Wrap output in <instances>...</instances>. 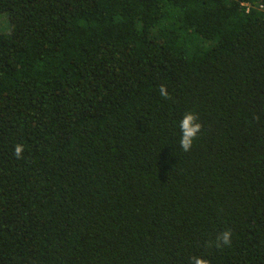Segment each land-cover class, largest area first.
<instances>
[{
	"label": "trees",
	"instance_id": "obj_1",
	"mask_svg": "<svg viewBox=\"0 0 264 264\" xmlns=\"http://www.w3.org/2000/svg\"><path fill=\"white\" fill-rule=\"evenodd\" d=\"M0 13V264H264V0Z\"/></svg>",
	"mask_w": 264,
	"mask_h": 264
},
{
	"label": "clouds",
	"instance_id": "obj_2",
	"mask_svg": "<svg viewBox=\"0 0 264 264\" xmlns=\"http://www.w3.org/2000/svg\"><path fill=\"white\" fill-rule=\"evenodd\" d=\"M159 95L165 99L169 98L166 85H160L158 89ZM179 128L181 132L180 147L183 151H190L194 141L197 139L198 134L202 129V124L199 121L198 114L192 110L186 111L179 121ZM15 155L20 157L21 146H17ZM231 243V230L225 229L223 232L217 235L215 240L216 247H222L224 245H230ZM193 264H210V261L204 257H191Z\"/></svg>",
	"mask_w": 264,
	"mask_h": 264
},
{
	"label": "rangeland",
	"instance_id": "obj_3",
	"mask_svg": "<svg viewBox=\"0 0 264 264\" xmlns=\"http://www.w3.org/2000/svg\"><path fill=\"white\" fill-rule=\"evenodd\" d=\"M7 21L8 17L5 14L0 13V32L7 30Z\"/></svg>",
	"mask_w": 264,
	"mask_h": 264
}]
</instances>
